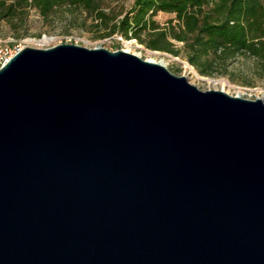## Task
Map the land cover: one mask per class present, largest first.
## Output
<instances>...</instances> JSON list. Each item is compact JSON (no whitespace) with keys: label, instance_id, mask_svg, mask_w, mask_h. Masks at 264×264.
I'll return each mask as SVG.
<instances>
[{"label":"water","instance_id":"1","mask_svg":"<svg viewBox=\"0 0 264 264\" xmlns=\"http://www.w3.org/2000/svg\"><path fill=\"white\" fill-rule=\"evenodd\" d=\"M0 264H264V101L25 47L0 69Z\"/></svg>","mask_w":264,"mask_h":264},{"label":"trees","instance_id":"2","mask_svg":"<svg viewBox=\"0 0 264 264\" xmlns=\"http://www.w3.org/2000/svg\"><path fill=\"white\" fill-rule=\"evenodd\" d=\"M103 0H0L2 18H19L36 9L48 17L58 8H82L102 28L100 37L120 35L146 49L184 56L201 76L228 75L231 61L256 59L264 79V0H136L122 14H108ZM172 14L166 25L156 17ZM20 36V35H19ZM17 35V37H19ZM181 44V47H178Z\"/></svg>","mask_w":264,"mask_h":264},{"label":"rangeland","instance_id":"3","mask_svg":"<svg viewBox=\"0 0 264 264\" xmlns=\"http://www.w3.org/2000/svg\"><path fill=\"white\" fill-rule=\"evenodd\" d=\"M135 1L103 0L102 7L108 14L120 15L128 12ZM174 18V15L166 13H159L156 17L161 25H166ZM94 23V17L82 8L64 6L48 17H43L33 8L28 12L24 26L19 25L18 17L10 19L2 18L0 15V40L5 43L22 42L26 47L39 49L74 44L88 49L126 51L147 61L164 63L171 73L186 77L202 91H223L234 97L264 101V79L259 76V63L256 59L241 57L231 61L228 75L201 76L183 55L175 57L168 53L151 51L137 40H126L120 35L102 38L100 35L104 30L96 27ZM181 46L178 44V47Z\"/></svg>","mask_w":264,"mask_h":264},{"label":"built area","instance_id":"4","mask_svg":"<svg viewBox=\"0 0 264 264\" xmlns=\"http://www.w3.org/2000/svg\"><path fill=\"white\" fill-rule=\"evenodd\" d=\"M25 47L22 42L5 43L0 40V69Z\"/></svg>","mask_w":264,"mask_h":264},{"label":"bare ground","instance_id":"5","mask_svg":"<svg viewBox=\"0 0 264 264\" xmlns=\"http://www.w3.org/2000/svg\"><path fill=\"white\" fill-rule=\"evenodd\" d=\"M160 64H162V65H164V66H165V64H164V63H160ZM200 78H201V77H200ZM201 79H204V80H205L206 78H201Z\"/></svg>","mask_w":264,"mask_h":264}]
</instances>
